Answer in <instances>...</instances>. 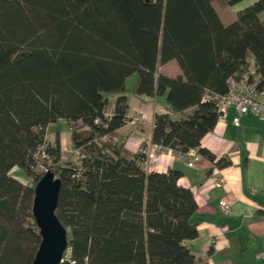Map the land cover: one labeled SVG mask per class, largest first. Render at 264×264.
<instances>
[{
	"label": "trees",
	"instance_id": "1",
	"mask_svg": "<svg viewBox=\"0 0 264 264\" xmlns=\"http://www.w3.org/2000/svg\"><path fill=\"white\" fill-rule=\"evenodd\" d=\"M212 1L0 0V264L35 257L41 237L32 200L43 174L33 173L34 153L59 121L68 124L71 152L60 160L59 137L48 139L49 170L61 180L55 214L67 229L71 260L205 264L184 244L198 230L182 172L148 171L145 148L130 153L115 137L126 114V78L137 73L133 92L165 94L174 112L154 115L151 141L178 153L198 148L215 160L200 146L218 120L205 94L225 93L230 76H248L264 90V0L227 25ZM170 60L183 76L157 72ZM15 167L30 185L10 174Z\"/></svg>",
	"mask_w": 264,
	"mask_h": 264
},
{
	"label": "crops",
	"instance_id": "2",
	"mask_svg": "<svg viewBox=\"0 0 264 264\" xmlns=\"http://www.w3.org/2000/svg\"><path fill=\"white\" fill-rule=\"evenodd\" d=\"M255 1L242 0L216 11L221 22L227 25L236 19L238 11ZM228 7H233L232 12H228ZM157 72L170 77L183 76L175 60L158 65ZM128 79L125 81L127 108L124 124L117 129L115 141L121 142L128 152L136 153L150 147L154 115L166 113L170 108L165 94L137 95L133 92L137 78L131 89L126 85ZM117 96H109L106 113H112ZM259 96H264V90L260 91ZM135 115L140 119L132 125L128 120ZM175 116L179 117L178 114ZM235 116V108L229 107L226 116L218 117L214 128L201 139L200 146L215 155L214 161L202 156L195 167H190L187 165V153L165 149L160 152L159 161L154 167L145 164L148 171L177 169L182 172L179 183L190 188L197 203L190 221L196 224L198 230L197 237L185 240L184 244L200 263L264 264V120L246 113L240 116L239 125L236 126L233 123ZM63 125H66V130L62 129ZM47 130L59 137L61 150H71L65 121L53 123ZM54 141L53 137L51 142ZM219 158L230 163L218 167L216 161ZM216 169L224 178L223 185L205 186V180ZM220 199L231 205L229 213L221 210Z\"/></svg>",
	"mask_w": 264,
	"mask_h": 264
},
{
	"label": "built area",
	"instance_id": "3",
	"mask_svg": "<svg viewBox=\"0 0 264 264\" xmlns=\"http://www.w3.org/2000/svg\"><path fill=\"white\" fill-rule=\"evenodd\" d=\"M253 72V71H252ZM257 81H250L248 76H230L227 79V90L223 94H205V100H213L216 102V107L218 111V117L224 118L227 114L229 107H234L237 116L233 118V123L237 126L239 125L240 116L251 113L260 119L264 120V96H259V91L257 90ZM168 114H173L174 112L170 109L167 111ZM105 116L109 118L111 113H105ZM140 117L135 115L128 120L132 125H135L139 121ZM50 142L48 139H44L37 147L34 153V164L33 173L44 174L49 170V166L53 164L54 159L48 150ZM150 147L145 148V164L149 167H154L159 158L160 152L167 149L162 147L160 144L150 142ZM71 152V150H68ZM189 160H187V165L190 167H195L198 162L202 159L201 153L198 148L189 149L187 152ZM66 154V150H61L60 160H63ZM31 180H25L23 183L31 184ZM224 178L220 173L219 169H216L210 178L205 180L204 185H213L214 187H221L223 185ZM219 206L224 213H229L231 205L224 199L219 200ZM67 261L69 264H76L74 260L70 258V250L67 249L63 254L61 262Z\"/></svg>",
	"mask_w": 264,
	"mask_h": 264
},
{
	"label": "water",
	"instance_id": "4",
	"mask_svg": "<svg viewBox=\"0 0 264 264\" xmlns=\"http://www.w3.org/2000/svg\"><path fill=\"white\" fill-rule=\"evenodd\" d=\"M61 180L51 170L34 186L32 215L41 237L31 264H60L69 243L67 229L55 214Z\"/></svg>",
	"mask_w": 264,
	"mask_h": 264
},
{
	"label": "rangeland",
	"instance_id": "5",
	"mask_svg": "<svg viewBox=\"0 0 264 264\" xmlns=\"http://www.w3.org/2000/svg\"><path fill=\"white\" fill-rule=\"evenodd\" d=\"M212 6L214 7L215 10H218V11H222V9H224V6H221L217 0L212 1ZM227 9H228V12H232L233 7H228ZM136 78H137V73H134V74L129 76V79L127 80V83H126L128 89H131L133 87ZM129 92H130V90H129ZM62 129L66 130L67 129L66 125H63ZM47 132H48V130H47ZM53 137H54L53 133L51 131L48 132L47 138L50 141L53 140ZM68 150L69 149H66V153L69 152ZM69 158H71L74 161V160H76L77 156H76V154H73L72 157H69ZM10 174L13 175L15 178H17L21 182H24L26 180V177L24 176L23 172L18 171V169L16 167L10 171Z\"/></svg>",
	"mask_w": 264,
	"mask_h": 264
},
{
	"label": "bare ground",
	"instance_id": "6",
	"mask_svg": "<svg viewBox=\"0 0 264 264\" xmlns=\"http://www.w3.org/2000/svg\"><path fill=\"white\" fill-rule=\"evenodd\" d=\"M158 161H159V158H158ZM64 254V253H63Z\"/></svg>",
	"mask_w": 264,
	"mask_h": 264
}]
</instances>
